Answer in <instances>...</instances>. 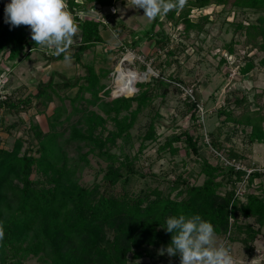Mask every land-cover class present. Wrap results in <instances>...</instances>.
<instances>
[{"label":"trees","instance_id":"trees-1","mask_svg":"<svg viewBox=\"0 0 264 264\" xmlns=\"http://www.w3.org/2000/svg\"><path fill=\"white\" fill-rule=\"evenodd\" d=\"M117 1L67 0L68 10L80 30L78 46L72 53L76 62H82V54L87 48L104 42L102 30L109 25L104 19L84 16L79 11L89 7H112ZM230 1L232 10L236 12L252 10L260 13L256 21L241 20L233 24L235 30L245 34L247 43L264 53V0H187L183 8L169 11L166 15L176 26L182 24V31L186 35L192 31L200 33L205 30L211 15L205 13L194 19L193 12L211 5H226ZM10 2L0 0V55L7 52L10 60L29 58L34 50L42 47L31 39L30 27H12L5 23L4 10ZM157 22L163 24L157 17L142 32L131 31V40L127 44L138 46L145 37L154 39L162 46L167 36H161L163 31H155ZM234 45L235 39L225 44L227 53L236 52ZM169 52L174 53L172 50ZM42 53L49 61L64 59L63 55L49 54L47 49H43ZM242 56L245 62L240 66V72L247 74L256 65L255 55L246 52ZM259 64L264 66V55L259 59ZM85 69V75L73 78L66 73L52 71L47 81L38 82L35 93L25 97L0 91V110H20L52 101L54 95L62 97L61 88L78 86L77 99L82 96V91H89L92 97L87 101L97 105L102 112L86 108L80 119L71 125L68 136H65L66 129H58L59 125H64V121L59 120L61 108L57 107L47 132L37 125L31 127L33 137L38 142L36 149L29 144L23 150L26 142L23 137L16 138L11 149L0 147V221L5 231L4 239L0 241V264H25L29 256H37L47 264H128L131 259L150 254L146 246L167 247L172 234L165 229L166 219L181 214H199L213 224L218 235L232 238L229 234L234 229L245 233V248L251 254L249 244L264 226V191L261 188L258 189L261 193L247 191L243 197H235V182L246 171L236 169L234 165L211 163L203 158L198 148L199 135H194L188 129L168 137L159 148L176 153L179 147L175 142H184L200 163L199 173L205 176L201 183H192L189 177L178 174L173 181V189L181 183L185 184V188L179 190L176 197L165 194L158 187L143 193L115 190L121 179L136 170L133 158L124 152L122 155L112 152V147L117 145L119 138H128L139 114L157 95L156 87L170 83L163 77L137 82V94L113 96L108 100L100 95V91L109 95L114 89L103 82L109 70L101 68L97 71L93 64H85ZM2 72L0 70V74ZM56 75L60 79H56ZM246 100V96L235 95L218 109V115L223 116V122H234L244 129L250 128L251 142L264 143V114L261 109H248L240 115L233 111V107ZM190 108L194 109L192 116L196 120V111L199 110L197 96L193 95ZM75 110L78 108L75 107ZM108 122L112 123V128H108ZM156 136L155 121L152 120L138 152L144 149L146 140H153ZM210 142L215 149L224 150L222 142L215 137L210 136ZM72 143L87 146L88 150L79 152L77 158L69 157L66 149ZM89 153H95L107 161L102 169L101 181L93 185L80 183L74 177L81 166L80 161L87 162ZM227 153L244 163L237 149ZM34 172L41 176L32 177ZM263 174L252 172L250 183L254 177L263 179ZM224 186L226 189L222 192ZM232 217L234 221L230 222ZM240 218H254L259 227L255 228L251 223L241 224ZM172 257L180 262L179 254Z\"/></svg>","mask_w":264,"mask_h":264},{"label":"rangeland","instance_id":"rangeland-1","mask_svg":"<svg viewBox=\"0 0 264 264\" xmlns=\"http://www.w3.org/2000/svg\"><path fill=\"white\" fill-rule=\"evenodd\" d=\"M231 7L230 1L226 5H211L204 10L194 11L192 14L194 19L205 13L211 16L203 32L192 31L189 35L182 31V24L176 26L166 14L162 13L158 16V20L163 24L157 22L155 31H163L161 36L166 34L164 44L161 46L154 39L144 37L138 46L133 47L127 44L131 40V31L142 32L149 28L153 21L144 16L143 9L135 8L132 0H119L113 9L89 7L79 13L96 19L103 18L109 24L102 30L104 42L87 48L82 54L81 63L76 62L74 58L70 64H66L64 59L49 61L42 53L44 48L34 50L29 58L22 57L18 60H10L7 58V52L2 53L0 70L3 72L0 74V91L13 93L15 97H25L29 93H35L38 82L47 81L52 71L66 73L70 78L83 76L86 73L85 64H93L97 71L101 68L109 70L103 82L110 89L115 86V78L120 66L135 70L140 75L146 73L145 79L138 80V83L158 77L168 81L170 85L156 87L157 95L139 114L128 138H119L117 145L112 147V152L118 155L124 152L133 158L136 170L135 173H129L125 179L119 181L116 191L126 189L134 193H143L158 187L165 194L176 197L178 191L185 188V184L181 183L178 188L173 189L175 185L173 181L178 174L189 177L192 183H201L205 176L199 173L200 163L184 142H175V145L179 147L176 153L159 148L168 137L179 134L185 129L196 136L199 135L198 148L202 157L207 158L211 163H218L210 142V136H213L222 142L224 152L237 149L247 167L264 168V143L251 142L250 128L244 129L234 122H223V116H219L217 112L228 102V99L238 95L246 96L247 100L233 107L236 115L248 109L258 108L264 114V66L259 64V59L264 53L247 43L245 34L235 30L233 24L241 20L256 21L260 13L252 10L236 12ZM120 25L122 28H119ZM79 38L80 30L74 38L72 53L78 46ZM232 39H235L236 52L230 56L224 47ZM169 50L174 53L171 54ZM47 52L53 53L49 49ZM246 52L255 55L256 65L249 73L243 74L240 72V66L245 62L242 55ZM222 58H225V61H222ZM55 78L60 79L57 75ZM191 90L193 95L199 98L196 120L192 116L194 109L190 108L193 96L186 94V91ZM112 91L109 95L100 91V95L109 100L113 98ZM60 92L62 97L54 95L52 101L37 103L30 108L1 109L0 147L11 149L15 139L23 137L26 139L23 150L29 144H33L36 149L38 142L33 137L31 127L37 125L47 132L57 107L61 108L59 120L64 121V125H59L58 129L65 128V136H68L71 125L80 119L86 108L101 112L97 105H91L87 101L92 97L89 91H82V96L78 99V86L61 88ZM73 98L76 99L73 100ZM75 107L78 110H75ZM152 120L155 121L157 136L153 140H146L144 149L138 152L143 143L145 131ZM107 126L113 127L111 122H108ZM32 140L33 143H30ZM66 150L67 156L77 158L78 153L86 152L88 147L80 143H72ZM36 155H38L37 152ZM87 157V162L80 161L81 166L74 177L80 183L93 185L101 181L102 169L106 167L107 161L95 153H89ZM40 176L35 172L32 174V177ZM230 185L226 186L230 187ZM226 186L222 187V192ZM261 188L263 192L264 178L254 177L248 191L261 193L258 191ZM232 219L233 222L234 218ZM240 220L241 224L251 223L255 228L259 227L254 218H240ZM229 235H232V238L215 233L217 242L229 247L236 264H264V226L261 227L256 239L249 244L252 249L251 254L245 248L243 240L245 233L234 229ZM146 247L150 254L139 259H131L128 264H180L167 253L159 255L160 248L152 245ZM25 264L47 263L37 256H29L25 259Z\"/></svg>","mask_w":264,"mask_h":264},{"label":"clouds","instance_id":"clouds-1","mask_svg":"<svg viewBox=\"0 0 264 264\" xmlns=\"http://www.w3.org/2000/svg\"><path fill=\"white\" fill-rule=\"evenodd\" d=\"M132 4L154 20L162 13L183 8L187 0H132ZM4 11L5 23L12 27H30L31 39L36 45L52 50L56 56L63 55L66 64L72 62L71 48L79 27L68 10L67 0H11ZM165 229L172 234L171 243L162 246L159 255L179 254L180 264H236L229 247L217 242L213 224L199 214L169 216ZM4 235L0 221V241Z\"/></svg>","mask_w":264,"mask_h":264},{"label":"built area","instance_id":"built-area-1","mask_svg":"<svg viewBox=\"0 0 264 264\" xmlns=\"http://www.w3.org/2000/svg\"><path fill=\"white\" fill-rule=\"evenodd\" d=\"M113 7L114 6H112L110 8L113 9ZM229 55L232 56V54H229ZM186 94L193 96L192 90L191 91H186ZM212 151H213L214 156L217 158L219 164L221 163V164H224L226 166L234 165L236 169H243V170L246 171V174H244L241 177V179H238L235 182V197H243L245 195V193L248 191L249 186L252 184V183H250V180H249V176L251 175L252 172L259 171V172H263L264 173V168L257 167V166L247 167L241 161H237L235 158H231L223 150H217L214 147H212ZM232 220L233 219L231 218L230 222H232Z\"/></svg>","mask_w":264,"mask_h":264},{"label":"bare ground","instance_id":"bare-ground-1","mask_svg":"<svg viewBox=\"0 0 264 264\" xmlns=\"http://www.w3.org/2000/svg\"><path fill=\"white\" fill-rule=\"evenodd\" d=\"M132 58V57H130ZM147 74L140 75L130 68L119 67L115 78V86L112 91L113 96L126 95L133 96L138 90L137 81L145 79Z\"/></svg>","mask_w":264,"mask_h":264}]
</instances>
